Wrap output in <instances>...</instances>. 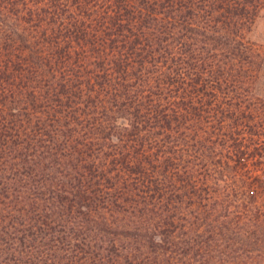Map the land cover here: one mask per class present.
<instances>
[{"label": "trees", "instance_id": "obj_1", "mask_svg": "<svg viewBox=\"0 0 264 264\" xmlns=\"http://www.w3.org/2000/svg\"><path fill=\"white\" fill-rule=\"evenodd\" d=\"M262 9L0 0V264H264V142L219 176L197 126Z\"/></svg>", "mask_w": 264, "mask_h": 264}, {"label": "rangeland", "instance_id": "obj_2", "mask_svg": "<svg viewBox=\"0 0 264 264\" xmlns=\"http://www.w3.org/2000/svg\"><path fill=\"white\" fill-rule=\"evenodd\" d=\"M243 40L254 50L255 67L247 71L238 68L240 70L237 72L241 73V77L235 76L234 79L241 82L238 86H231V91L223 87L224 89L219 93L217 104L219 112L216 118L210 120L209 124L206 120L197 125L198 130L203 133L202 141L205 145L210 143L209 140L207 141V136L213 135L215 131L218 133L216 143L212 145L213 151L207 152V159L212 161L211 165L217 170L219 176L223 173L238 176L248 174L250 170L253 171V175L261 168L259 162H256L258 156L250 160L245 167L238 166L236 156L240 154L235 149L242 147L248 151H255L259 140L262 139L264 142V9L259 12L249 28L244 30ZM193 73L190 72L191 75H189L194 76ZM244 89L247 90L244 91ZM244 98L246 100H243ZM243 111L246 113L242 115ZM248 115L252 118L248 119ZM246 123L247 126H244ZM259 131L262 136L259 135ZM222 132L227 133L225 138L221 135ZM209 138L212 139V136ZM175 162L193 165L197 160L185 155ZM260 202H264L262 196Z\"/></svg>", "mask_w": 264, "mask_h": 264}]
</instances>
